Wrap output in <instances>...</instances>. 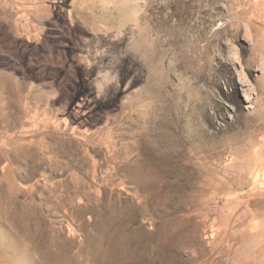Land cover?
Listing matches in <instances>:
<instances>
[{"label":"rangeland","instance_id":"374dc122","mask_svg":"<svg viewBox=\"0 0 264 264\" xmlns=\"http://www.w3.org/2000/svg\"><path fill=\"white\" fill-rule=\"evenodd\" d=\"M263 163L264 0H0V264H264Z\"/></svg>","mask_w":264,"mask_h":264},{"label":"crops","instance_id":"0c3cea01","mask_svg":"<svg viewBox=\"0 0 264 264\" xmlns=\"http://www.w3.org/2000/svg\"><path fill=\"white\" fill-rule=\"evenodd\" d=\"M258 182H264V163L258 175ZM241 227H243L241 230L240 228L235 230L236 242H264V223L261 220L253 218L242 223ZM262 262L264 263V256H262Z\"/></svg>","mask_w":264,"mask_h":264}]
</instances>
